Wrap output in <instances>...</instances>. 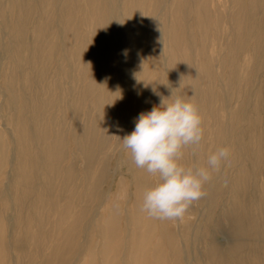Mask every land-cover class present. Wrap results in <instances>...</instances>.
<instances>
[{
	"label": "rangeland",
	"instance_id": "1",
	"mask_svg": "<svg viewBox=\"0 0 264 264\" xmlns=\"http://www.w3.org/2000/svg\"><path fill=\"white\" fill-rule=\"evenodd\" d=\"M58 1L0 0V28L3 39H0L2 40L1 44L12 53L17 48L18 53L22 56L20 59L13 53L10 57L5 49L0 48V81H5L2 76L4 73H16L14 80L17 93H22L24 88H28V90L30 88L36 94L39 92L37 97L47 103L44 105L43 112L47 144L53 143L60 134L65 141V158L58 165V171L62 174L64 172L75 174L77 178L74 182L68 183V188H74L73 193L78 192L80 196L79 203L73 202L72 213L70 211L68 213L75 217L81 216L84 219L75 232L74 248L69 255L71 257L69 264L84 263L86 253L90 249L94 254V264H102L100 263L101 256H99L102 239L99 229L102 227L100 223L107 217V204H110V208L112 206V208H119L121 212L122 224L118 233L119 237L123 238L128 233L123 222L126 219V214L131 216L135 211V206L140 207L142 203L143 197L134 195L132 172L128 166L131 154L123 147L122 139L134 130L138 115L151 110L153 106L143 109L139 114L133 115L132 121H128L120 106L122 101L120 87L116 89V95L119 97L117 96L118 98L113 102L109 101L108 97L107 105L103 111L95 105L92 96H85L81 92L88 84V80H84V72L89 70L88 77L91 76L92 79L102 69V62H104L102 58L106 56L103 46H106L105 49H107L117 42H121L120 47L122 48H127V45L133 42L145 56L140 67L142 69L140 74L136 75L137 71L132 72V86L139 92H146L150 86L153 87V84L156 83L157 93L166 92L170 95L172 89L177 90V87L183 86L184 72L194 68V65L198 66L199 48L208 62V70H210L208 76L199 75L201 81L199 91L200 93L203 91L202 95L204 96V117H202L204 119L201 118L203 136L198 145H185L182 148L183 154L180 163L185 166H207L208 155L220 147L227 149V159L230 163L227 167L221 165L218 171H213L214 174L211 173L210 180L203 186L204 195L189 206L182 219L170 220L169 229L177 236V244L182 251L180 263L212 264L209 256L214 247L222 250L226 264H237V259L229 253L231 245L234 246L230 238L232 235L230 230L234 223L238 225L241 223L242 230H244L241 240L243 244L241 259L245 264H264V0H189L192 9L197 10L199 6L201 8L203 5L207 7L206 20L213 23L215 27L211 26L206 30L199 29L193 13L187 11V33L194 34L196 43L191 54H189L187 44L178 49L177 60L181 63L182 70L179 69L178 74L171 73L167 63L172 53V44H170L165 30L171 23V8H174L172 6L178 5L179 1L185 2L186 0L164 2L159 11L167 15L169 19L164 21L158 18V21L155 22L147 20L149 9L147 0H136L138 4H146L139 13V18L131 13L135 0H120L116 4L119 8L117 18L110 20L105 27L99 19L103 6L101 1L93 0L96 2V6L97 1L100 3L97 8L90 6V0ZM155 3L156 0H151L152 5ZM239 11L243 14H248L250 11L249 15L252 14L251 19H246L247 22L245 21L240 27L241 32L233 19ZM162 14H159L158 17H161ZM19 25L23 27V30L26 29L25 37L21 40L22 44L19 43V38L16 36ZM254 25L262 29L259 36L257 33L252 36L251 31L249 32ZM41 27H45L47 32L43 35L41 43L46 48H50L51 51L46 50L49 52L48 57L43 56L44 54L38 47L39 41L35 31ZM91 41L92 43H89ZM17 42L21 46H17ZM13 56L14 58H12ZM124 56V60H127L126 64L135 70L132 59L127 54ZM153 56L154 58L155 56L159 57L161 65L164 66L162 81L158 80L152 72L147 73L151 67ZM16 69L19 70L16 71ZM244 97H250L248 98L250 105L246 118H242L240 113ZM27 116L29 117L28 113ZM51 119L53 120L51 121ZM52 126L54 128H51ZM228 126L238 128L239 146H234L232 142H222L220 128ZM83 139H87L90 145L94 146L99 158L94 165V174L90 180L86 179L84 175L85 162L78 145ZM234 152L237 153V156L234 155ZM200 158L203 162L198 160ZM101 168L103 177L98 181ZM149 176L152 186L159 182L157 175L149 174ZM6 183L7 180L3 182V189L7 187L8 183ZM64 183L65 180L61 176L55 180L54 201L59 205L66 204V201H60L58 198ZM12 200L17 201V207L12 205V202L9 203L7 222H4L9 249L8 264H46L45 256L51 248L50 236L53 234L56 241L61 239V235L66 229L65 222L57 227V232L56 227L53 228L47 224L44 233L48 235V238L43 243L37 242L35 247L26 245L27 256L22 258L19 256L20 262H18L10 239L20 232L18 225L19 222H24L25 214L19 216L20 204L18 206L17 198L13 197ZM259 203L262 204V210L258 208ZM117 208L115 209L118 210ZM86 210L87 213L84 217ZM58 212L60 211L58 210L55 214L46 213L49 222L51 220L53 223L54 220L59 219ZM22 225L23 223H21ZM35 230L37 231V228ZM161 240L167 244L163 239ZM18 242L20 245L24 243V241L23 243L22 241ZM127 243L129 244L128 241ZM124 251L121 252L117 261H121ZM29 259L35 261L31 263Z\"/></svg>",
	"mask_w": 264,
	"mask_h": 264
},
{
	"label": "bare ground",
	"instance_id": "2",
	"mask_svg": "<svg viewBox=\"0 0 264 264\" xmlns=\"http://www.w3.org/2000/svg\"><path fill=\"white\" fill-rule=\"evenodd\" d=\"M99 1H101L100 3H102V5H103L101 7L102 12L99 15L100 16L99 19H101V21L105 27V26H107V23L110 22V20H114L117 18L116 15L118 13L119 8L116 6V4H118L117 2H119L120 0H99ZM241 1H243V0H241ZM164 2L166 3L167 0H156L155 5H152L151 0H147V4L149 6L148 19L147 20L149 22L158 21L157 20L158 18H160V20L163 19L164 21L165 20L168 21V19H169L168 16L160 13V11H159L161 9V5ZM100 3L97 1V6H96V2L93 0H90V6H94V7L96 6L95 8H97ZM145 6H146L145 3L138 4V2H136V0H135L134 4L132 5L131 13L133 15H135V17L139 18L138 15L145 8ZM172 7H174V8H171V12H172L171 16H170L171 23L169 26L167 24L168 27H166L165 31H166V35H168V37H169L170 44H172V50H171L172 53L170 54V57H169V60L167 63H168V66H169L171 73L176 74L179 69L181 70V67H180L181 63H179V61L177 60L178 49L182 45L187 44L189 54H191V52L194 48V45L196 43L194 34H192V33L188 34L187 33L188 32L187 19H186L187 11L189 10L191 13H193V16H194L196 23H197V27L199 29L206 30V28L208 29L211 26H213V27H215V26L213 25V23H210L206 20V9H207V7H205L204 5H203V7L205 8L204 10H203V7L200 8V6L198 7L199 9H197V10L194 8L192 9L191 8V2L189 0H186L185 2L179 1L178 5H173ZM57 11H59V10H57ZM97 11H99V10H97ZM129 11H130V9H129ZM240 12L241 11H239L233 17L234 23L236 24V27L238 28L239 32H241L240 27L243 25V23L245 21L247 22L246 19L250 20L251 15H252V14L249 15L251 13L250 11H249L250 13L248 12V14L245 13L246 15L243 14V12H241V13ZM159 14H162L161 17H158ZM59 16L61 17V14H59ZM63 18H61V19L63 20ZM136 20H138V19H136ZM72 22H73V20H72ZM157 24H159V23H157ZM89 27H90V25H89ZM18 29L19 30H18V32H16V34H17L16 36H17V38H19V43L22 44L21 40L25 37L26 29L23 30V27L20 25H19ZM117 29H118V27H117ZM242 30H244V29H242ZM261 30H262L261 28H258L254 25V27L251 28V30H249V32L251 31L252 36H254L256 33H257V36H259L261 33ZM23 31H25V32H23ZM1 33L2 32H1V28H0V39H2ZM46 33L47 32L45 31V27H41L40 29H37L35 31L36 37L38 38V41H39V45H38L39 50L42 54H44L43 56L48 57L49 52H47L46 50H48V49L50 50V48H46L41 43L42 42L41 39L43 38V35ZM65 37H67V36H65ZM2 40H0V48L5 49V51L10 54L9 55L10 57L13 55V53H15L16 56L21 59L22 56L20 53H18L19 50L17 51V48H16L13 53L11 51H8V48H5L1 44ZM57 41H58V39H57ZM19 43L17 42V46H21ZM89 43H92V41ZM120 43L121 42L113 43L110 47H107V49H105L106 46H103V50H105L106 56L104 58H102V59H104V62H102L103 60L101 61L102 62V69L95 76H93L92 79H91V76L88 77L89 70L84 72L85 73L84 80H88V84L86 83L87 86H85L82 89L83 91H81V92H83V94L85 96H92L93 97L92 99H93L95 105H97L98 108L101 111H103L105 109V106L107 105V102H108L107 98L108 97H109V101H111V102L116 101V99L119 97L118 95H116V89H117V87H120V90L122 92V95L120 96L121 97L120 99L122 100L120 103L122 113H124V115L128 121H132L133 115L139 114L141 111H143V109H149L151 106L158 105L160 102V96L161 95L164 97H168L170 95L167 94L166 92L165 93L164 92H158L157 93L156 92V90H157V84L156 83L153 84V87L150 86V89H147L146 92L145 91L139 92V90H135L133 88V86H132V72L134 73L135 71H137L135 74L136 75L140 74V71L142 70V69H140V67L143 64V58L145 56H144L143 52L140 51L141 49L138 50V48L135 46V44L133 42L129 43L128 45L126 44L127 48L120 47L121 46ZM94 44L96 45V43H94ZM15 47H16V45H15ZM140 48H141V46H140ZM52 49H53V47H52ZM95 52H96V50H95ZM125 52H126L127 56H129L132 59L133 66H134L135 70H132L126 64L127 60L126 61L124 60ZM228 55H230V54H228ZM82 57H84V56H82ZM198 57L200 58V60L197 62L198 66L194 65V68H192L191 70L189 69V70L184 72L185 76L183 77V86L177 87V90H173V89L172 90L174 92L173 93L174 97L180 96L186 100H190V102H192L197 107V109L199 111V115L202 118V117H204L203 116L204 96L202 95L203 91L201 93L199 91L200 82H201L199 75L203 74L204 76L207 77L208 73H209L208 71H210V70H208L209 69L208 62H207V60H206V58H205V56H204V54L200 48L198 50ZM12 58H14V56ZM100 60L101 59L99 57V62H100ZM160 61L161 60L159 59V57L155 56V58H154V56H153L151 63H150L151 67H150V69H148L147 73L149 74V72H152L153 75L155 77H157L158 80L160 79L162 81L164 79V66L161 65L162 63H160ZM227 66H229V65H227ZM28 69H29V67H28ZM17 70H19V69H16V71ZM30 70L32 71V69H30ZM20 71L22 72V70H20ZM43 71H45V70H43ZM15 74H12V73H6L5 74L4 73V75H2V76L4 77L5 81L4 82L0 81V264H8V259H9V249H8V244H7L8 242H7V238H6L7 229H5L4 222L7 220L6 215H7V212L9 210V203L12 202V205H16V207H17V204H16L17 201L12 200L13 197H14V199L17 198L18 206L20 204V206H19L20 210L18 209L20 212V213H18L19 216H21V214H23V213L25 214V217L23 219L24 222H19L20 224L18 225V227H19L18 230H20V232H17L16 236H12V238L10 239V244H12L14 247V251H15V254L17 255L18 262H20L19 256H21V258L27 256V251L25 248L26 245H27V247H29V246L35 247L37 242L43 243L44 240L48 238V235L44 233V229H45V226L47 224L52 226L53 228L56 227V232H57V230H58L57 227H60L61 224L63 222H65L66 229L64 231V234L61 235L62 236L61 239L59 238L56 241L53 234L50 236V238H51L50 247L51 248H50L47 256H45V257H46V264H69V262L71 260V257L69 255L71 253V250H73V248H74L75 232L78 230V228L81 226V224L83 223V220H84L83 217L81 218V216L75 217V216L70 215L68 213L69 211L72 213L73 204L77 203L80 200V196H79L78 192L73 193L74 188L73 189L68 188V183L69 182L72 183V181L74 182L77 177H75V174L73 172H64V174H62L61 172L58 171L59 170L58 165L61 162H63L64 158H65V141L60 136L61 134L59 133L60 135L56 138V140L53 143L51 142L50 144H47V142H48L47 141V135H46V131L44 128V121H43V116H44L43 112H44V107H45L44 105H46L47 103L43 102L41 98L37 97V94L39 92L36 94L35 91H32V89H30V88H29V90H28V88H24V89H22V93H20V94L17 93V91L15 89L16 84H15V80H14ZM91 75H92V73H91ZM213 77H214V75H213ZM72 81H74V80H72ZM148 94H150L151 96L149 97ZM212 96H213V94H212ZM214 96H215V94H214ZM80 97H78V98H80ZM248 98H250V97H248ZM248 98H245L242 102V105H241L240 113H241L242 118H246L248 115L247 110H248L249 105H250ZM78 100H80V99H78ZM39 102L41 103V105ZM50 103H52V102H50ZM63 105H64V103H63ZM114 109H116V108H114ZM61 111H62V109H61ZM27 113H28L29 117L27 116ZM73 115H74V113H73ZM210 116H212V115H210ZM75 119H76V117H75ZM202 119H204V118H202ZM52 120L53 119H51V121ZM80 120H81V118H80ZM50 123H53V122H50ZM64 125H66V124H64ZM55 127H56V125H55ZM51 128H54V127L52 126ZM237 129L238 128H232L230 126H228L226 128H223V127L220 128L222 142H224V143H226V142L231 143L232 142L234 144V146H236V145L239 146L240 137H239V132H237ZM232 137H234V138H232ZM100 139H101V137H100ZM103 143H105V142H103ZM78 145L82 151V153L81 152L80 153L82 154V157H83L84 162H85V170H84L85 174L84 175H85L86 179L90 180L91 179L90 177L94 174V172H93L94 165L99 158L96 155L94 146H91L87 139L86 140L83 139V141L79 142ZM31 146H33V147L31 148ZM234 155L237 156V153L234 152ZM198 158H199V156H198ZM198 160L200 162L202 161L201 158ZM128 166L132 172L133 185H134V191H135L134 195L142 198L144 191L146 189L152 187L149 173H147L144 169L137 168L135 166L133 160H132V157L128 161ZM63 170H65V169H63ZM213 174H214V172H213ZM60 176L65 180V183L61 187V190L58 194V198L60 201H62V200L66 201V204H64V205L56 204L54 201V195H55V191H56L55 180L57 178H59ZM102 177H103V172H102V168H101V173L98 175L97 180L99 178L101 180ZM6 180H7L8 185L5 189H3L2 185H3V182ZM98 181H97V183H98ZM1 182H2V184H1ZM57 184H58V182H57ZM87 184H88V182H87ZM84 197H82V198H84ZM259 205L260 206H258V208H260L262 210V208H263L262 204L259 203ZM112 207L110 208V204H107V207H106V211H108L107 217L105 219H103L102 223H100V226H102L101 229H99L100 235H101L100 238H102L101 239V246H100V255H99V256H101V262L100 263H102V264H120V263L121 264H181L180 263V257L182 256V251L177 244V240H178L177 236L174 234L173 231H171L169 229V222H170L169 219L161 220V219L149 217L145 212L141 211L140 207L135 206L134 213L131 216L126 214V219L123 221L124 226L127 229L128 233L125 237L120 238L118 231H119V227L122 224L121 218H120L121 212L119 211V208L115 207L118 209V210H116L115 208H112ZM58 210L60 211V212H58L59 213V219L56 221L54 220L53 223L51 222V220L49 222V218L46 216V213L55 214ZM86 213H87V210L84 213V217L86 216ZM21 223H23L22 226H21ZM15 226H16V224H15ZM13 227H14V225H13ZM35 228H37V231L36 230L34 231ZM242 229L243 228H242L241 223H240V225L234 223L232 229L230 230V234H232V235H230V238L232 239L231 241H232L234 246L231 245V251L229 253L231 256H233L234 258L237 259V264H245L243 262V260L241 259V251L243 249V244H242L241 240H242V235H244V233L242 232L244 230H242ZM161 239H163L164 242H166L167 244H164ZM12 241H13V243H12ZM18 241H20V242L22 241V243L24 241L23 245L22 244L20 245ZM127 241L129 242V244L127 243ZM122 251H124L123 258L121 259V261H117L119 255H121ZM223 252H225V251H223ZM209 257H210V261L212 264H226L225 258L222 255V250H218V249H215L213 247L211 252H210ZM30 261H31V263H33L35 260L32 259ZM94 263H95L94 262V254L90 249L87 251L86 256H85V261L82 264H94Z\"/></svg>",
	"mask_w": 264,
	"mask_h": 264
},
{
	"label": "clouds",
	"instance_id": "3",
	"mask_svg": "<svg viewBox=\"0 0 264 264\" xmlns=\"http://www.w3.org/2000/svg\"><path fill=\"white\" fill-rule=\"evenodd\" d=\"M126 54V52H125ZM203 136L197 107L171 90L158 105L141 112L134 130L123 137L137 168L157 175L159 182L143 193L141 211L156 219H182L189 206L202 198L203 186L213 171L227 167V149L218 148L207 157V166L180 163L185 145H198Z\"/></svg>",
	"mask_w": 264,
	"mask_h": 264
}]
</instances>
